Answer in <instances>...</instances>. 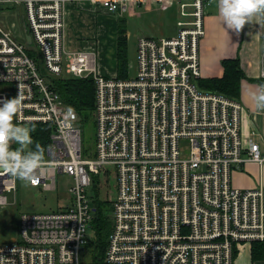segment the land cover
<instances>
[{"label": "built area", "instance_id": "1", "mask_svg": "<svg viewBox=\"0 0 264 264\" xmlns=\"http://www.w3.org/2000/svg\"><path fill=\"white\" fill-rule=\"evenodd\" d=\"M67 1L0 0V104L20 94L13 123L51 127L46 170L26 183L54 192L57 175L72 179L67 204L18 212L15 239L0 243V264H79L94 210L87 189L97 174L115 182L104 264H234L239 245L264 241V186L235 187L231 172L246 162L264 167V156L242 141L240 101L198 86L208 0H158L178 2L176 33L138 37L122 78L98 71L95 49H66ZM91 1L121 15L148 0ZM14 11L21 30L2 21ZM63 73L93 79V157L78 114L68 118L49 81ZM20 180L0 170V208L13 205L6 194Z\"/></svg>", "mask_w": 264, "mask_h": 264}, {"label": "crops", "instance_id": "2", "mask_svg": "<svg viewBox=\"0 0 264 264\" xmlns=\"http://www.w3.org/2000/svg\"><path fill=\"white\" fill-rule=\"evenodd\" d=\"M178 8L179 4L176 1L166 7L158 0H148L127 8L120 15L121 21L118 22L117 15H106L107 12L91 0H69L64 5L63 14L66 49L71 51L95 49L97 51L101 44L100 52L97 54L100 55L104 48V52L107 53L106 48L111 47L109 39H112L115 69L114 72H111V68L102 65V71L103 74L105 73L104 75L112 73L110 76H115L117 74L116 49L120 23H123L125 29L128 51V43L132 37L136 41L141 36L155 38V36L163 34L160 32V29L165 27L163 21L168 15L172 18L176 17L178 20ZM127 11L129 14L125 16ZM3 20L10 21L8 16L2 17ZM204 28L205 34L200 40L199 48L201 77H221L223 74L221 60L238 57L240 67L245 75L240 80L238 99L242 105V141L245 145H248L249 142L257 143L264 156V111L258 112L250 98V93L255 90V87L261 85L250 79L264 78V18H254L239 33H236L227 29L223 24L219 15V0H208L205 7ZM176 30L177 27L174 32L169 30L168 36L163 34L164 36L160 37H171L175 35ZM99 70L101 69L99 68ZM233 174L232 184L235 187L248 189L264 185V167H260L255 162L244 163L243 167ZM246 258L240 256L237 259V264H249V260Z\"/></svg>", "mask_w": 264, "mask_h": 264}, {"label": "trees", "instance_id": "3", "mask_svg": "<svg viewBox=\"0 0 264 264\" xmlns=\"http://www.w3.org/2000/svg\"><path fill=\"white\" fill-rule=\"evenodd\" d=\"M121 21V20H120ZM29 55H33L32 50H28ZM117 75L119 77L127 76V42L125 39V29L123 23L118 26L117 38ZM40 66L41 61L38 60ZM223 74L221 77L199 78L198 86L207 91L222 93L230 98L239 99L240 80L245 77L239 63L238 57L221 60ZM260 84H264L262 79H250ZM51 85L61 97L65 105L74 109L81 118V123L87 120L94 105V84L91 76L86 77H51ZM32 129L31 137L33 143L28 145L29 150H35V145L40 144L44 149L49 140L51 127L43 123H30L27 125ZM14 147H19L16 143ZM100 175V174H97ZM95 175L91 187L97 193L99 179ZM105 182L109 179L101 174ZM111 204L108 193L106 199H101L97 194L93 197L91 205L93 207V216L89 222L88 230L92 232V237L86 233L85 242L80 249L79 260L85 264H104L105 250L107 247L108 235L111 228V215H107V208ZM14 226L16 227L18 213L14 211ZM2 227V225H1ZM3 228V227H2ZM13 233V232H12ZM7 234H1L0 239L7 241ZM234 251V256H235ZM250 258L252 261H264V241H253L250 246Z\"/></svg>", "mask_w": 264, "mask_h": 264}, {"label": "rangeland", "instance_id": "4", "mask_svg": "<svg viewBox=\"0 0 264 264\" xmlns=\"http://www.w3.org/2000/svg\"><path fill=\"white\" fill-rule=\"evenodd\" d=\"M129 11L125 13V16L128 15ZM108 15V13H106ZM122 15V14H121ZM9 20L14 22L16 26L19 27V30H21V18L20 15L14 11L8 14ZM118 22L121 19L120 15H117ZM177 17L179 18V9L177 12ZM110 18V17H109ZM176 20L177 18L168 15L166 19L163 21L165 22V27L160 29V32L165 34V36H168L170 32H174L176 26ZM5 21V20H3ZM10 21H5L7 23H10ZM162 22V23H163ZM169 30H171L169 32ZM163 34H159L155 36V38H158L160 36H164ZM126 36V35H125ZM109 43L111 47H107V53L104 52V50L101 51L100 55H97V69L99 72H102V65H106L107 67L111 68V72H114L115 69V58H114V46H113V40L109 39ZM101 46V44H100ZM100 46H98V49L96 51L97 54L100 52ZM107 46V45H106ZM109 49V50H108ZM110 53V55H108ZM110 56V57H109ZM127 59L129 62H133L135 60V39L132 37L129 40L128 43V51H127ZM99 68L101 70H99ZM105 74V73H104ZM112 73H107L108 76H110ZM63 77H67L68 75L63 73ZM95 118L94 113L91 111L89 117L87 120L83 121V124L81 123V118L79 122L77 123V126L82 129V144L84 147V150L87 152V154H90L91 157H93L94 151H95V133H96V126H95ZM25 127V126H23ZM236 170H232L231 172V181L233 182L234 172ZM99 179L98 184V191L97 193L94 191V189L90 186L87 189V194L90 197V200L92 201L93 197H96V194L101 199H106L107 193L108 198L110 201L115 196V182L114 178H110L107 182L103 179L102 175H97ZM72 184V179L69 175L63 174V175H57V190L51 191V192H38L36 189L31 188L27 185L26 181L20 180L17 182V190L14 193H7V199L8 202H13V205L6 206L4 208H0V236L1 234H7L8 238L7 241L14 240V233H15V226H14V211L20 212H47L50 210H56L60 206H63L67 204L68 202V194L67 189ZM264 186V185H263ZM111 208L112 205L110 204L106 210L107 215H111ZM2 225V227H1ZM13 232V233H12ZM88 237H92V232L87 231ZM5 242V240L0 239V243ZM250 246L251 243H243L238 246V249H236L235 252V264H237V259L241 256L247 257L246 260H249V264H264V261H252L250 258ZM239 261V260H238ZM79 264H85L79 263Z\"/></svg>", "mask_w": 264, "mask_h": 264}, {"label": "clouds", "instance_id": "5", "mask_svg": "<svg viewBox=\"0 0 264 264\" xmlns=\"http://www.w3.org/2000/svg\"><path fill=\"white\" fill-rule=\"evenodd\" d=\"M219 15L227 29L239 33L254 18H264V0H219ZM250 98L258 112L264 111V84L257 85ZM21 106L20 94L0 104V170L30 181L38 172L46 170L45 150L40 144L35 145V150H29L28 145L33 143L32 129L13 123ZM72 113L73 109L69 108V119ZM12 143L19 147L12 150Z\"/></svg>", "mask_w": 264, "mask_h": 264}, {"label": "water", "instance_id": "6", "mask_svg": "<svg viewBox=\"0 0 264 264\" xmlns=\"http://www.w3.org/2000/svg\"><path fill=\"white\" fill-rule=\"evenodd\" d=\"M26 42H27L28 44L31 43V39H30L29 36H26ZM131 66H132V63L128 61V71L130 70Z\"/></svg>", "mask_w": 264, "mask_h": 264}, {"label": "bare ground", "instance_id": "7", "mask_svg": "<svg viewBox=\"0 0 264 264\" xmlns=\"http://www.w3.org/2000/svg\"><path fill=\"white\" fill-rule=\"evenodd\" d=\"M61 98V97H60Z\"/></svg>", "mask_w": 264, "mask_h": 264}]
</instances>
